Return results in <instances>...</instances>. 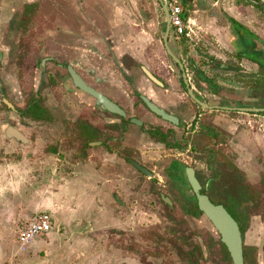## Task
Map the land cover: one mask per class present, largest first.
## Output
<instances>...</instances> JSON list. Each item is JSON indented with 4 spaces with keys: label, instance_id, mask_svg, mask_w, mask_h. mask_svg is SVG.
Wrapping results in <instances>:
<instances>
[{
    "label": "crops",
    "instance_id": "crops-1",
    "mask_svg": "<svg viewBox=\"0 0 264 264\" xmlns=\"http://www.w3.org/2000/svg\"><path fill=\"white\" fill-rule=\"evenodd\" d=\"M179 2L187 35L169 28L167 45L195 96L217 108L201 109L187 96L164 48L158 0H0V264L119 262L117 232L155 222L132 206L137 185L164 170L182 187L193 153L180 139L192 136L199 120L214 126L211 134L222 138L215 148L223 144L235 167L256 176L264 170V114L239 110L264 107V89L251 95L253 84L244 79L264 74V0ZM69 68L123 109L143 110L141 124L115 127L73 86ZM36 97L49 120L21 114ZM142 98L177 124L157 117ZM79 124L99 130L103 143L83 145ZM147 124L171 129L167 140L182 147L156 142ZM41 212L50 229L21 247L17 221ZM79 240L87 246L78 249Z\"/></svg>",
    "mask_w": 264,
    "mask_h": 264
},
{
    "label": "rangeland",
    "instance_id": "rangeland-1",
    "mask_svg": "<svg viewBox=\"0 0 264 264\" xmlns=\"http://www.w3.org/2000/svg\"><path fill=\"white\" fill-rule=\"evenodd\" d=\"M264 70V69H263ZM262 71H260L259 75L257 76V82L255 77L249 78L245 77L244 79L248 81L249 83L252 82L253 87L251 86L252 94L254 95V92L259 88L264 89V87H261L258 85L259 81L262 80L264 83V74H262ZM251 80V81H250ZM258 85V86H257ZM257 87V88H255ZM258 89V90H259ZM126 116L125 119H128L131 116L141 117L144 116V111L139 110L135 107H126ZM104 114H107L106 112ZM109 116V115H108ZM128 123V122H127ZM150 127H153L155 125H149ZM159 126V125H157ZM165 126V125H164ZM215 148V146H214ZM222 152L225 153V155L232 156L230 151H225L222 149ZM189 153L192 154V152L189 151ZM194 154V153H193ZM192 154V155H193ZM191 155V157H192ZM190 159V158H189ZM187 160V159H186ZM188 165L193 166L195 169V175L199 181V184L202 188V190L214 201H220L225 200V197H227V194L225 190L222 188V182L220 178H214L210 175L212 173L213 169L217 168L218 171L222 172L221 178L224 176L223 182L225 183V180L230 183V181L234 182L235 176L234 174H231V172L234 170H230L227 166H225L224 162H222V165H207L203 160H198L192 158L190 160H187L186 162ZM155 169V168H153ZM241 169V168H240ZM158 172L157 170H153L152 172L155 173V177L147 181L144 179V184L141 186L140 184L137 185V190L135 191L134 200L132 201V206H135L136 212L145 211L146 214L150 213L151 216H153L152 223H147L146 225H142L148 227L152 224H156L159 226V232L163 233L165 235V240L163 242L165 243V246L167 248H171L174 243H170L169 241L175 239L177 241V244L182 249H187V244L182 242V238L186 237L189 239L192 243H203L205 242V239L211 238L212 241L218 242V235L213 229L212 225L209 223V221L203 216L200 215L198 217H193L190 214H187L184 212V209L186 208L185 198L188 196L191 199V192L188 189V186L186 183L182 182V187L180 185L179 178L176 176V174H170L169 171H162ZM172 171H175L172 169ZM156 172L158 174H156ZM241 172L244 173L245 181L248 184H253L255 187H257L259 190L262 188V183L264 181V170H261L260 172L256 173L251 171L247 168V170L241 169ZM237 174V172H235ZM172 177H171V176ZM140 176V174H139ZM141 177V176H140ZM256 177H258L256 181ZM160 178L162 180L161 185H156V179ZM164 195L168 199L169 202L163 200L161 196ZM192 201V199H191ZM171 205L170 207L168 205ZM239 214L243 216L244 218V228L249 226V218H255L260 219V215L264 216V194L260 195V200H258V204H256L253 208L248 207V209L241 208L239 211ZM138 220L140 221V217H138ZM260 225V223L258 222ZM264 224V221H263ZM177 230L175 232L174 230ZM139 230L136 229L134 232H138ZM132 232V231H130ZM128 231H119L117 232V235H128ZM124 236V237H125ZM129 238L131 239V233L129 235ZM94 240L95 237H92ZM127 242V238H124ZM80 241V240H79ZM246 241V240H245ZM81 242V243H80ZM76 241L74 245L80 249L87 246L83 241ZM137 242H140V239H138ZM145 241H142L144 243ZM163 242H160L162 245ZM145 244V243H144ZM151 245V244H150ZM149 245V246H150ZM178 245H175V247H178ZM219 249L221 248L220 245H217ZM142 248H145L144 246L141 247V249L137 248V251L134 253V255L129 253V256L126 253H123V251H120L118 253V259L121 264H150L151 259L148 257L149 254L147 252L143 253ZM123 250V249H122ZM110 255V254H109ZM116 256V255H115ZM223 256L218 252L217 248L215 247H209L203 249V259L200 261L199 264H225V262L228 263V260H224L222 258ZM84 259V258H83ZM77 260H79V257H77ZM174 261V264H187L182 263L179 261ZM70 264V263H69ZM191 264H196L194 261H191Z\"/></svg>",
    "mask_w": 264,
    "mask_h": 264
},
{
    "label": "trees",
    "instance_id": "trees-1",
    "mask_svg": "<svg viewBox=\"0 0 264 264\" xmlns=\"http://www.w3.org/2000/svg\"><path fill=\"white\" fill-rule=\"evenodd\" d=\"M21 110V114L26 117H29L33 120H49L51 118L50 113L42 106L41 99L39 97L31 99L26 106ZM264 114V111L258 112ZM121 118V117H120ZM128 120L122 119L121 122L125 123ZM77 136L81 137L80 140L83 145L89 144L90 141L95 140V134L93 128L90 126H83L82 124L77 125ZM214 126L209 123L207 120H199L197 124L196 130L193 132V135L187 134L186 136L182 137L180 141L189 145V150L194 153L193 158L198 160H203L207 165H222L224 162L225 166H227L230 170L234 169L231 174L237 175L235 176L234 182L230 181L225 183L223 180L225 179L222 176V172L218 171L217 168L213 169L211 176L214 178H220L222 182V188L228 191L227 197L225 200H220L221 204L226 208L228 213L234 218L239 226V230L242 232L244 229V217L239 214L241 208L248 209V207H254L258 204V200H260V195L264 194V181L262 183V188L259 190L253 184H248L245 181L244 173L241 172V169L237 166L235 167L234 163L232 162V156H227L225 153L222 152L224 149V145L221 144L218 148H214L216 143L222 138L219 137V134H211L214 131ZM145 133L151 138H154L156 142L164 144L166 147H173V148H180L181 145L173 141H168L167 137L173 134L171 129L161 128L160 126H153L152 128H148L145 130ZM221 138V139H220ZM78 139V138H77ZM223 143V142H221ZM237 172V174H235ZM190 197L185 198L186 208L184 212L190 214L194 217H198L201 215V212L197 209L195 200L193 195ZM168 205V204H166ZM169 207L171 205H168ZM139 231L130 232L131 239L129 235H118L114 237V244H117V247L123 253L131 252L135 253L137 248H142L143 253L147 252L148 257H150L151 262L150 264H174V261H179L182 263L191 264V261H194L196 264H199L200 261L203 259V249L209 247H216L218 252L223 256L224 260H228V263L225 264H232L228 253L224 247V245L218 240L212 241L211 238L205 239L203 243H192L186 237L182 238V242L187 244V249H182L175 239L169 241L170 243H174L171 248H167L163 240H165V235L159 232V226L156 224H152L148 227H139L137 228ZM136 231V230H135ZM177 232V230H174ZM127 238V242L125 241V237ZM140 239V242H137ZM142 241H145L142 243ZM160 242H163L162 245ZM151 244V245H150ZM150 245V246H149ZM178 245V247H175ZM217 245H220V249ZM123 249V250H122ZM108 257V256H107ZM110 257V256H109ZM114 264H121L119 262H114Z\"/></svg>",
    "mask_w": 264,
    "mask_h": 264
},
{
    "label": "water",
    "instance_id": "water-1",
    "mask_svg": "<svg viewBox=\"0 0 264 264\" xmlns=\"http://www.w3.org/2000/svg\"><path fill=\"white\" fill-rule=\"evenodd\" d=\"M160 4L161 11L163 13V20H164V30L162 33V39L164 43V48L171 58V60L176 64L177 68L180 71V77L183 82L185 91L187 96L196 103L199 108L201 109H210V108H217V105H209L199 98H197L194 93L192 92L185 72L183 71V66L181 61L179 60L178 56L171 52L167 45V36L169 32V18H168V10H167V0H158ZM71 82L75 88L87 93L91 96V103L99 109L105 110L110 113H115L120 116H125L123 109H121L115 102L110 100L107 96L99 92L98 90L92 88L88 84H86L79 75H77L72 69H68ZM145 75L153 80L154 82L159 84V81L151 75V73L144 69ZM143 103L151 111L153 114L165 120L171 124H177V119L175 116L167 113L163 108L158 106L157 104L142 98ZM224 109H228L225 107ZM241 111H252V112H262L264 111V107H244L240 108ZM130 122H133L137 125L141 124V121L136 118H130ZM131 163L136 166L139 170L144 172L147 175H151L147 170L137 164V162L131 160ZM182 181L187 184L189 191L193 194L197 209L201 212L209 223L212 225L213 229L218 235V240L224 245L228 256L231 260L232 264H243L242 259V241L241 235L239 231V227L234 220V218L228 213L225 207L220 203L212 202L208 196L201 192L200 184L197 178L194 175L193 168L190 166L183 167V177ZM162 199L169 202L168 199L162 196Z\"/></svg>",
    "mask_w": 264,
    "mask_h": 264
},
{
    "label": "flooded vegetation",
    "instance_id": "flooded-vegetation-1",
    "mask_svg": "<svg viewBox=\"0 0 264 264\" xmlns=\"http://www.w3.org/2000/svg\"><path fill=\"white\" fill-rule=\"evenodd\" d=\"M77 89V88H76ZM80 92L82 93L83 91L80 90ZM84 94H87L85 92H83ZM195 95V94H194ZM87 96H89L87 94ZM91 97V96H90ZM37 98V97H36ZM40 98V97H39ZM194 103V102H193ZM196 104V103H195ZM118 105V104H117ZM197 105V104H196ZM119 106V105H118ZM198 106V105H197ZM120 107V106H119ZM199 107V106H198ZM121 109H123L122 107H120ZM102 110V109H101ZM104 112H107L105 110H103ZM125 116H126V111L125 109H123ZM243 112V111H242ZM246 112V111H244ZM258 113V112H257ZM107 114H109V116L112 118L113 124L116 127L117 123L119 122L120 125L121 124H127V122H129L130 118H136L138 119L139 117L136 116H131L128 119H125V116H120L117 115L115 113H110L107 112ZM128 120L125 123L121 122V118ZM158 117V116H157ZM140 119V118H139ZM138 119V120H139ZM167 122V121H166ZM133 123V122H132ZM169 123V122H168ZM171 124V123H170ZM157 126V125H155ZM146 130V129H145ZM93 131L95 134V140H97L99 138V140L102 142V136L99 135V130H98V134H96L97 130L93 127ZM117 138V136H115ZM92 142V141H91ZM98 142V143H101ZM103 143V142H102ZM190 166V165H188ZM191 167V166H190ZM194 171V170H193ZM195 175V174H194ZM196 177V175H195ZM197 178V177H196ZM198 180V179H197ZM199 182V181H198ZM201 187V186H200ZM201 192L205 193L202 188H200ZM206 194V193H205ZM191 195H193L191 193ZM207 195V194H206ZM208 196V195H207ZM194 197V196H193ZM208 198L214 202V203H220V201H214L212 198H210L208 196ZM192 199V198H191ZM195 200V199H194ZM226 209V208H225ZM194 217V216H193ZM260 219H255V218H249V226L245 227L242 232L240 231V235H241V241H242V259H243V264H264V216L260 215ZM258 222L260 223V225L258 224ZM237 223V222H236ZM238 225V224H237ZM239 227V226H238ZM246 240V241H245ZM231 261V260H230Z\"/></svg>",
    "mask_w": 264,
    "mask_h": 264
},
{
    "label": "built area",
    "instance_id": "built-area-1",
    "mask_svg": "<svg viewBox=\"0 0 264 264\" xmlns=\"http://www.w3.org/2000/svg\"><path fill=\"white\" fill-rule=\"evenodd\" d=\"M169 28L175 36L187 35V26L183 18L179 0H167ZM16 240L21 247L28 244L40 232L50 229L49 214L41 212L28 219L18 220L16 224Z\"/></svg>",
    "mask_w": 264,
    "mask_h": 264
}]
</instances>
